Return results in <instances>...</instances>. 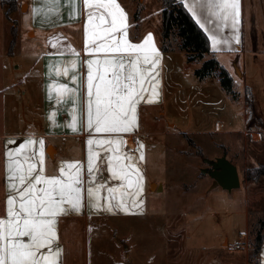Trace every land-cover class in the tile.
Here are the masks:
<instances>
[{
  "label": "crops",
  "instance_id": "obj_1",
  "mask_svg": "<svg viewBox=\"0 0 264 264\" xmlns=\"http://www.w3.org/2000/svg\"><path fill=\"white\" fill-rule=\"evenodd\" d=\"M25 1L27 3L26 12L31 13L32 17V23L26 29V49L24 48V51L18 54H15L13 50L9 53L7 50L5 54L8 59L5 62L4 59H1L2 63L0 62V217L5 215L7 197L5 153L8 150L16 149L29 138L43 139L45 142V175L52 176L57 174L58 166L62 162L80 161L86 167V141L90 138L87 130L83 127V121L79 132L74 133L65 127L71 121L69 112L73 105L71 102L57 105L54 99H49L48 92V86L52 83H66L69 87H76L69 79L71 72L68 77H56L55 72L50 71V65L56 61L73 58L67 54L69 45L80 53L77 71L80 74L79 80L83 81V74L86 70L83 62L92 58L84 52L86 17L81 10L76 19H71L69 17L71 9L65 5L64 0H61L59 5L58 16L53 11H49L55 6L45 3L44 0ZM177 1L184 5L196 22L199 20L205 24V27L202 28L201 23L197 22L209 41V53H205L202 59L189 60L186 52L178 47L168 51L162 49V0H118L127 14L128 39L132 43H140L148 34H152L154 46L160 54L157 78L159 80L158 99L154 103L141 102L137 109L138 128L133 132L120 134L127 141L124 147L125 152L136 149L138 144L144 146L142 150L144 159L137 158L134 161L143 177L142 194L137 198L136 205L129 203L128 211L115 208L112 211H105L103 208L97 209L91 207L85 198L84 206L79 213L60 216L57 231L58 243L62 248L61 264H88L90 235L96 243L100 240L101 233L108 227H113V229L119 227L118 221H127V227H131L133 220L146 219L152 214L151 212L158 214L156 211L159 207L157 206L158 201L161 199L160 194L165 197L166 193L163 192L166 186L163 181L154 180L153 174H149L148 171L149 153L154 155V151L157 154L158 147L169 148L177 153H186L188 151L182 146L179 147L176 140L178 141L183 136L190 137L195 133L194 128L196 131H206L210 134H224L226 131H235L233 127L241 125L243 133L250 132L251 139L264 150V138L262 137L264 134V101L258 102V94L249 90L251 101L249 105L247 93L239 92L236 98L230 97L229 91L220 83L219 71H216L214 75L202 78L194 75L195 69L202 62L201 60L213 56L228 71L233 78V83L237 86L238 80H243L245 77V66L242 61L245 60L247 49L254 60L257 57V52L264 50V35L262 36L259 30H264L262 14L264 12H259L255 0H239V43H236L234 37L237 33L231 27V18L218 20L212 15L218 11L213 5L223 2V0ZM228 2L232 3L233 0H228ZM23 5L24 2L19 3L16 11L24 13ZM193 5H195V15L189 11V7ZM34 8L40 9L39 15L33 14ZM252 14H254L253 19ZM209 20H212L211 24L208 23ZM259 23H262L263 26L261 27ZM253 28L257 31L254 36L252 35ZM29 32L33 34L30 35ZM213 34L221 41L216 49H213L212 40L209 38ZM56 37L61 38L60 49L65 52L62 56L58 54L57 48L51 46ZM177 42L180 43V39ZM21 55L27 57L28 63L21 65L17 61L22 57ZM0 56L2 57L3 54ZM189 68L193 75L191 84L184 88L186 91H182L183 85L179 83L177 74L182 72L187 76L186 69ZM185 93L187 94V103L192 108L210 107L202 115L196 113V109L193 115L184 113L182 110L183 119L171 121L174 116L170 115L175 114L176 107L185 104L186 99L183 96ZM79 97V107L82 111L84 104L82 85ZM248 109L251 114L250 121L248 120ZM53 111L56 112L55 125L48 119ZM238 111L239 124L232 119L234 117L238 119ZM249 127L252 128L249 129ZM254 134H258V138H254ZM211 140L215 142V140ZM6 141H15V143L8 144ZM134 155L139 157L140 153L135 152ZM218 156L221 155L216 154L212 157ZM96 179L97 182L104 183L108 187H116L121 183L111 180L110 173L103 169L96 173ZM133 179L135 178L133 177ZM85 180H87L86 171ZM240 186L241 182L237 187L230 189V192ZM242 187L243 196L240 200H242L245 227L248 223L247 201L249 198L252 200L251 208L259 213H264V177L261 176L258 180L250 179ZM183 191H185V187H181L180 192ZM104 195L106 193L102 192L101 196ZM170 203L171 200L168 198V204ZM101 204L106 207L105 201L101 200ZM253 204H256V207H253ZM168 236H166L167 242L170 244ZM219 238L220 246H211L210 243L206 246L203 245L206 252L209 253L203 264H264V229L255 258H252L250 250L231 248L227 234H223ZM112 242L115 244V240ZM203 244L205 243L203 242ZM120 254H123V250H120ZM98 258L96 257L97 262ZM129 262L135 264L133 259Z\"/></svg>",
  "mask_w": 264,
  "mask_h": 264
},
{
  "label": "snow or ice",
  "instance_id": "obj_2",
  "mask_svg": "<svg viewBox=\"0 0 264 264\" xmlns=\"http://www.w3.org/2000/svg\"><path fill=\"white\" fill-rule=\"evenodd\" d=\"M44 2L55 6L49 11L59 15L61 0ZM64 3L71 9V19L83 11L86 17L84 52L92 58L83 62L86 70L80 81L77 71L80 53L67 46V54L73 58L56 61L50 65V71L56 77H68L71 72L69 79L76 87L52 83L48 92L49 99H54L57 105L69 102L73 105L69 112L71 121L65 127L79 132L83 121L90 137L86 141V167L80 161L62 162L57 174L45 175L43 139L29 138L5 153L7 197L5 215L0 217V264H61L62 248L57 231L60 216L79 213L85 198L97 209L128 211L129 203L136 205L142 194L143 177L134 161L144 159V146L138 144L136 149L125 152L127 141L120 134L138 128L137 109L141 102L154 103L158 99L160 54L154 38L148 34L140 43L128 39L127 14L118 0H64ZM194 7H189V11L195 15ZM213 7L218 9L212 13L218 20L231 18V27L237 33L234 39L239 43V0L232 3L223 0ZM33 14L39 15L40 9L34 8ZM201 27L205 24L201 23ZM209 38L216 49L221 41L215 34ZM60 39L54 38L51 46L62 56L65 52L60 49ZM81 85L82 111L79 107ZM55 118L53 111L48 116L53 125ZM135 152L140 153L139 157ZM102 169L110 173L111 180L121 183L108 187L97 182L96 173ZM102 192L106 195L101 196Z\"/></svg>",
  "mask_w": 264,
  "mask_h": 264
},
{
  "label": "rangeland",
  "instance_id": "obj_3",
  "mask_svg": "<svg viewBox=\"0 0 264 264\" xmlns=\"http://www.w3.org/2000/svg\"><path fill=\"white\" fill-rule=\"evenodd\" d=\"M255 1L259 12H264V0ZM23 2L24 13L15 10L9 15L10 19L6 15V5L0 3V55L3 54L2 57L0 56L1 63V59H4V62L8 59L5 53L9 48L13 23L16 25L17 35L12 50L18 54L22 53L24 48L26 49V29L32 23V17L31 13L26 12L25 0H19L17 5ZM262 14L264 19V13ZM253 15H251L252 19ZM259 25L263 26L262 23ZM259 30L263 36L264 30ZM255 33L257 31L253 28L252 35L254 36ZM29 34L33 33L29 32ZM171 38L174 37L171 36ZM21 56L17 61L21 65L28 63L27 57ZM242 62L245 66V77L243 80H238L237 86L229 74L230 97L236 98L239 92L247 93V88L252 93L258 94V102L264 101V50L258 51L254 60L247 49L245 60ZM186 71L187 76L182 72L177 74L179 83L183 85L182 91H186L184 88L191 84L193 77L191 68ZM183 96L186 99L185 104L176 107L175 114L170 115L174 116L171 121L182 120V110L184 113L193 115L196 109V113L202 115L210 107L192 108L187 103V94ZM248 112L250 121V109ZM237 114L238 119L236 117L232 119L239 124V111ZM233 129L235 131H226L224 134H210L206 131H196L194 128L193 135L176 140V144L184 147L188 152L177 153L169 148L158 147L157 154L154 151V155L149 153V174H153L154 180L163 181L166 186L163 192L166 193L165 197L160 194L161 199L157 205L159 207L156 209L158 214L151 212L152 214L146 219L133 220L131 227H127V221H118L119 227L115 229L108 227L101 233L100 240L96 243L90 235L88 264H130L129 261L132 259L135 264H203L209 255L203 245L210 243L211 246H220L219 237L227 234L232 248V241L241 239V232H244L247 237V243L242 240L245 244L242 250L251 251L252 239L258 229L259 221L264 218V213L252 209V200L249 198L247 201L248 223L244 227L243 206L240 199L243 196L242 186L250 180L244 177V172L247 168L264 165V150L251 139L250 132L243 133L241 125ZM262 137L264 138V134ZM216 154L225 156L236 166L241 182L240 188L230 192L220 185L212 187V177L202 169L209 166L206 159L209 160ZM181 187H185V191L180 192ZM168 198L171 200L170 204H168ZM253 207H256V204H253ZM167 235H169L170 244L167 242ZM114 240L115 244L112 242ZM120 250H123V254H120ZM96 257H99L98 262Z\"/></svg>",
  "mask_w": 264,
  "mask_h": 264
},
{
  "label": "trees",
  "instance_id": "obj_4",
  "mask_svg": "<svg viewBox=\"0 0 264 264\" xmlns=\"http://www.w3.org/2000/svg\"><path fill=\"white\" fill-rule=\"evenodd\" d=\"M2 5H6V15L17 9V0H0ZM162 49L164 51L172 50L178 47L188 54V59H202L205 53H209V41L206 33L197 24L184 5L177 0H162ZM10 19V18H9ZM11 40L9 42L8 52H12L15 43L17 30L13 23L11 26ZM173 36L174 38H171ZM180 39V43H176ZM219 71L221 76V85L229 91L230 76L228 71L219 64L218 60L211 56L204 59L201 65L195 69V74L202 78L214 74ZM227 76V79H226ZM247 102L251 103L249 90L247 89ZM260 176H264V165L260 164L251 168H247L244 172L246 179L257 180ZM264 229V218L259 221L258 229L252 239L251 256L254 258L259 250L262 241V232Z\"/></svg>",
  "mask_w": 264,
  "mask_h": 264
},
{
  "label": "water",
  "instance_id": "obj_5",
  "mask_svg": "<svg viewBox=\"0 0 264 264\" xmlns=\"http://www.w3.org/2000/svg\"><path fill=\"white\" fill-rule=\"evenodd\" d=\"M206 161L211 167H205L202 171L209 173L212 177V187L220 185L230 190L239 185L240 180L237 168L225 156H218L209 160L206 159Z\"/></svg>",
  "mask_w": 264,
  "mask_h": 264
},
{
  "label": "built area",
  "instance_id": "obj_6",
  "mask_svg": "<svg viewBox=\"0 0 264 264\" xmlns=\"http://www.w3.org/2000/svg\"><path fill=\"white\" fill-rule=\"evenodd\" d=\"M240 236H241V239H239V240L234 239L232 241V248L235 249V250H241L243 248V246H245V244H243V241L242 240H244V243H245L246 238H247L246 237V234L244 232H241L240 233ZM246 243H247V241H246Z\"/></svg>",
  "mask_w": 264,
  "mask_h": 264
},
{
  "label": "bare ground",
  "instance_id": "obj_7",
  "mask_svg": "<svg viewBox=\"0 0 264 264\" xmlns=\"http://www.w3.org/2000/svg\"><path fill=\"white\" fill-rule=\"evenodd\" d=\"M254 137H257L258 138V134H254Z\"/></svg>",
  "mask_w": 264,
  "mask_h": 264
},
{
  "label": "flooded vegetation",
  "instance_id": "obj_8",
  "mask_svg": "<svg viewBox=\"0 0 264 264\" xmlns=\"http://www.w3.org/2000/svg\"><path fill=\"white\" fill-rule=\"evenodd\" d=\"M208 167H211L210 165Z\"/></svg>",
  "mask_w": 264,
  "mask_h": 264
}]
</instances>
